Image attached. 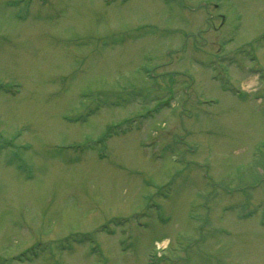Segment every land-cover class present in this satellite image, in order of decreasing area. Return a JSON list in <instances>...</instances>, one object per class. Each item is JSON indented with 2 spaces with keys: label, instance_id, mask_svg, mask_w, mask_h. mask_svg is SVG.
<instances>
[{
  "label": "rangeland",
  "instance_id": "1",
  "mask_svg": "<svg viewBox=\"0 0 264 264\" xmlns=\"http://www.w3.org/2000/svg\"><path fill=\"white\" fill-rule=\"evenodd\" d=\"M0 264H264V0H0Z\"/></svg>",
  "mask_w": 264,
  "mask_h": 264
},
{
  "label": "flooded vegetation",
  "instance_id": "2",
  "mask_svg": "<svg viewBox=\"0 0 264 264\" xmlns=\"http://www.w3.org/2000/svg\"><path fill=\"white\" fill-rule=\"evenodd\" d=\"M212 7L217 8V4L216 3H212ZM212 19V17H210L208 20Z\"/></svg>",
  "mask_w": 264,
  "mask_h": 264
},
{
  "label": "bare ground",
  "instance_id": "3",
  "mask_svg": "<svg viewBox=\"0 0 264 264\" xmlns=\"http://www.w3.org/2000/svg\"><path fill=\"white\" fill-rule=\"evenodd\" d=\"M251 83V82H250ZM163 244H165V242H163Z\"/></svg>",
  "mask_w": 264,
  "mask_h": 264
}]
</instances>
